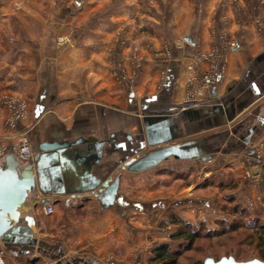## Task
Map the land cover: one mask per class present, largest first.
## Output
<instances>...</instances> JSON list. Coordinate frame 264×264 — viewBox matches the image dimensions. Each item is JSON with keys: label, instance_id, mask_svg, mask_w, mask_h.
<instances>
[{"label": "crops", "instance_id": "crops-1", "mask_svg": "<svg viewBox=\"0 0 264 264\" xmlns=\"http://www.w3.org/2000/svg\"><path fill=\"white\" fill-rule=\"evenodd\" d=\"M176 4L180 22L168 36L180 38L169 42L170 57L158 65L165 74L160 78L150 60L122 83L110 72L102 45H42L37 38L46 36L42 30L51 29L56 15L13 14L0 0V93L27 98L28 115L20 125L34 151L31 160L12 152L0 159V264H36L46 256L44 264H129L136 259L138 241L131 214L140 179L130 168L138 154L199 136L213 151L264 138V0ZM125 10L123 19L99 9V15H87L102 16L98 23L104 28L92 25V37L104 42L113 24L131 17ZM215 30L238 37L241 48L222 49L225 69L209 103L171 112L166 107L184 97L185 66L194 51L221 45ZM160 109L172 127L157 133L152 115ZM144 115L153 119L147 127ZM3 117L0 103V140ZM170 134L173 139L166 141ZM149 138L162 143L149 144ZM53 143L67 145L42 148ZM43 204H51L53 211L45 214Z\"/></svg>", "mask_w": 264, "mask_h": 264}, {"label": "rangeland", "instance_id": "rangeland-1", "mask_svg": "<svg viewBox=\"0 0 264 264\" xmlns=\"http://www.w3.org/2000/svg\"><path fill=\"white\" fill-rule=\"evenodd\" d=\"M6 1L9 3L8 11L13 14L39 11L56 15L57 21L52 19L49 23L51 29L41 26L46 36L37 39L42 45L59 48L102 45L110 72L116 78H121L122 83L127 76L138 75L150 60L157 66L164 63L170 57L169 42L180 38L168 36L170 31L178 29L176 26L177 23L179 25L180 15L176 3L179 0ZM98 9L120 13L121 19L127 9L131 17L128 16L130 20L127 19V22L113 24V29L112 25L105 27L112 30L108 34L104 32L106 37L102 42L100 36L92 37L91 34V30L96 29L93 26L104 28L99 25L101 21L98 23L102 16L96 20L87 16L99 15ZM171 14L172 18L168 19ZM256 20L260 22V17L257 16ZM224 32L215 30L218 43L224 44ZM232 39L238 41L239 48L235 50L238 51L241 41L235 36ZM215 44L199 51L206 52ZM189 64L185 66L184 97L175 105L188 96ZM209 67L204 62L202 70L207 72ZM162 68L159 67L160 78L165 74ZM208 90L201 99L195 97L199 100L198 104L211 101L212 95L208 94ZM10 97L24 96L5 90L0 93V103L3 105ZM189 107L194 106L186 108ZM27 115L28 112L18 118L15 129L5 127L8 111L4 107V134L0 143L12 144L20 140L19 131H27L20 121ZM224 142L232 141L226 139ZM209 151V158H184L179 162L176 156L170 155L152 167L136 171L140 184L134 196L136 212L131 214L137 223L136 264H202L208 256L228 254L240 260L264 258V138L241 141L239 149L235 150L224 145L218 151ZM189 231L193 232L192 236ZM163 248L167 251L165 256L158 257V251ZM44 258L48 259L47 256L43 257L36 264H44Z\"/></svg>", "mask_w": 264, "mask_h": 264}, {"label": "built area", "instance_id": "built-area-1", "mask_svg": "<svg viewBox=\"0 0 264 264\" xmlns=\"http://www.w3.org/2000/svg\"><path fill=\"white\" fill-rule=\"evenodd\" d=\"M224 35L226 36V39L224 38V44H215V46L206 52L199 51V49L194 51L189 67H187L190 73V76H188V81H190V86L187 90L188 96L177 105L171 104L167 109H177L178 105L184 109L189 105L196 107L207 104L206 102H200L201 104H198L199 100L195 97L199 96L201 99V96L205 94L207 89H209L208 94L212 95V88L223 76L225 69L226 58L223 50L235 51L239 48L238 41L231 40L232 36L227 32H224ZM204 62H207L210 66V70L207 72L202 70ZM3 105L8 111V117L6 118L5 116L4 126L8 128L14 127L13 129H15L18 118L24 117L28 112V101L25 97H10L5 103L3 102ZM19 138L20 140L16 143H0V159L7 152H12L20 160H31L33 158L34 151L27 131H19ZM43 211L48 214L53 211V206L51 204H45Z\"/></svg>", "mask_w": 264, "mask_h": 264}, {"label": "water", "instance_id": "water-1", "mask_svg": "<svg viewBox=\"0 0 264 264\" xmlns=\"http://www.w3.org/2000/svg\"><path fill=\"white\" fill-rule=\"evenodd\" d=\"M161 110V109H160ZM164 113L157 112L156 114L152 115L156 117V121L154 124V129H156L157 133L158 131H162V127H168L171 126V119L166 118L164 116ZM145 126H148V122L152 121V117L150 115H144L142 118ZM150 137V134H148ZM168 140H172L173 137L168 135ZM149 144L155 145L161 142H156L155 140H151L149 138ZM206 139L205 136H199L194 139H185L179 142H168L165 146H160V147H155L149 152H147L145 155H137L136 159L134 162L130 165V168L135 169V170H141L148 168L150 166L155 165L157 162L160 160H163L167 158L169 155H174V156H183V157H189V156H201L202 159L209 158L210 152L205 145H204V140ZM155 141V142H154ZM80 141H77L79 143ZM68 143V142H67ZM67 143H59V144H50V145H45L42 146V148H52V147H58V146H65ZM164 145V144H163ZM37 154H35L34 157H36ZM202 264H264V259H260L257 257H251V258H246V259H236L233 255H222L217 259H214L211 256H208L204 259Z\"/></svg>", "mask_w": 264, "mask_h": 264}, {"label": "trees", "instance_id": "trees-1", "mask_svg": "<svg viewBox=\"0 0 264 264\" xmlns=\"http://www.w3.org/2000/svg\"><path fill=\"white\" fill-rule=\"evenodd\" d=\"M189 235L190 236H192L193 235V232L192 231H189ZM157 250H160V249H157ZM167 251H166V249L165 248H163V249H161L160 251H158V254H157V256L158 257H163V256H165V253H166ZM229 255V254H228ZM222 256V255H221ZM220 256H215V257H213L214 259H217V258H219ZM237 258V257H236ZM259 258H261V259H264L263 257H259ZM238 259V258H237ZM242 260V259H241Z\"/></svg>", "mask_w": 264, "mask_h": 264}, {"label": "bare ground", "instance_id": "bare-ground-1", "mask_svg": "<svg viewBox=\"0 0 264 264\" xmlns=\"http://www.w3.org/2000/svg\"><path fill=\"white\" fill-rule=\"evenodd\" d=\"M177 108H179V109H182L181 107H180V105H178V107ZM167 111V110H166ZM169 113V112H168Z\"/></svg>", "mask_w": 264, "mask_h": 264}]
</instances>
